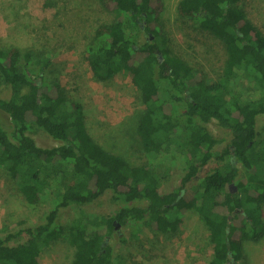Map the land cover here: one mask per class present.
Instances as JSON below:
<instances>
[{
  "label": "trees",
  "instance_id": "trees-1",
  "mask_svg": "<svg viewBox=\"0 0 264 264\" xmlns=\"http://www.w3.org/2000/svg\"><path fill=\"white\" fill-rule=\"evenodd\" d=\"M98 1L115 18L99 24L86 43L90 69L101 81L129 73L140 108L128 133L155 160L135 163L102 146L87 128L83 105L51 78V57L0 47V111L13 125L9 133L0 123V166L25 201L36 204L48 193L52 203L38 224L23 229L25 242L0 236V264H40L42 250L62 239L75 248L71 264H122L113 246L118 226L144 223L174 233L188 210L208 229V264H244L247 246L264 229V137L256 125L264 114V32L242 0H179L177 13L195 18L226 51L222 73L208 82L161 35L163 0ZM241 77L247 95L236 87ZM212 121L230 133L219 152L223 139L206 126ZM32 128L60 144L39 146ZM214 157L222 164L188 191ZM177 164L184 170L180 187L161 192ZM108 190L115 214L61 221L64 209L92 203Z\"/></svg>",
  "mask_w": 264,
  "mask_h": 264
},
{
  "label": "rangeland",
  "instance_id": "rangeland-1",
  "mask_svg": "<svg viewBox=\"0 0 264 264\" xmlns=\"http://www.w3.org/2000/svg\"><path fill=\"white\" fill-rule=\"evenodd\" d=\"M178 1L163 0L158 21L161 35H168L173 53L196 67L198 75L208 82L215 80L222 73L227 57L224 46L202 30L195 18L180 16L176 10ZM241 5L251 21L264 32V0H242ZM114 18L115 14L103 9L98 0H0V47L32 49L51 57V78L58 79L69 96L83 105L90 134L106 149L132 162L145 163L155 159L148 156L128 133L140 108L136 86L125 72L106 81L96 79L85 51L97 26ZM247 86L244 77L238 79L236 87L245 95L250 93ZM0 123L11 133L12 122L3 111H0ZM256 125L259 137L263 138L264 114L257 117ZM206 126L214 136L223 139L216 148V152L221 151L230 142V133L215 121ZM28 133L41 147L60 144L43 130L32 128ZM220 164L222 162L217 158H212L186 189L193 190L206 173ZM183 175V168L174 165L160 191L169 193L179 188ZM51 205L48 193L36 204L25 201L0 166V236L15 234L12 243L25 242L28 234L23 229L38 224ZM117 208L114 193L108 190L92 203L64 209L61 221L69 225L80 220L82 214L90 217L113 215ZM262 214L264 220V205ZM262 233L258 242L247 246L244 264H264V229ZM113 242L115 254L119 255L122 264H208L213 253L208 229L193 210L185 212L177 232L161 233L144 223L118 226ZM74 250L67 239H62L45 247L39 262L71 264Z\"/></svg>",
  "mask_w": 264,
  "mask_h": 264
},
{
  "label": "water",
  "instance_id": "water-1",
  "mask_svg": "<svg viewBox=\"0 0 264 264\" xmlns=\"http://www.w3.org/2000/svg\"><path fill=\"white\" fill-rule=\"evenodd\" d=\"M230 187L232 188V187H234V185H233V184H231V185H230Z\"/></svg>",
  "mask_w": 264,
  "mask_h": 264
}]
</instances>
